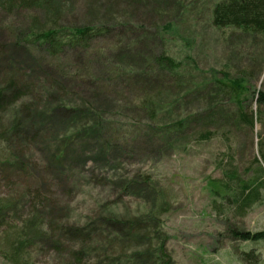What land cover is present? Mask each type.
<instances>
[{
  "label": "rangeland",
  "instance_id": "1",
  "mask_svg": "<svg viewBox=\"0 0 264 264\" xmlns=\"http://www.w3.org/2000/svg\"><path fill=\"white\" fill-rule=\"evenodd\" d=\"M219 1L0 0V86L25 87L0 113V201L15 205L0 228V264H10L3 235L34 216L50 239L25 251L28 264H64L81 242L59 228L109 215L157 225L173 264H242L243 251L264 264V238L234 235L264 232L262 170L255 180L264 170V36L214 27ZM80 28L92 36L56 55L35 38L55 31L66 42ZM250 113L253 127L242 120ZM15 117L24 135L2 140ZM231 173L258 188L241 213L228 201ZM91 240L83 247L102 248L103 238ZM108 257L124 264L119 252L84 259Z\"/></svg>",
  "mask_w": 264,
  "mask_h": 264
},
{
  "label": "trees",
  "instance_id": "2",
  "mask_svg": "<svg viewBox=\"0 0 264 264\" xmlns=\"http://www.w3.org/2000/svg\"><path fill=\"white\" fill-rule=\"evenodd\" d=\"M20 1L24 5L34 6L40 2H51L54 0ZM211 23L216 28L229 27L240 30L244 34L264 36V0H220L213 7ZM57 36L58 34L55 31H47L38 34L35 38L38 42L47 45L52 51V54L56 55L62 50L65 44L75 48L76 46H81L84 40L92 36V29H73L69 36V40L66 42H60ZM94 54L95 52H91V56ZM160 61L169 67H173L169 58L162 57L160 58ZM236 84L237 83L232 87L235 91H238L240 87ZM24 89V86L20 85L19 82L13 79L7 80L3 86H0V113L5 112L13 104L18 102L25 95ZM256 101L264 108V93L258 92ZM65 111L69 112L70 110ZM78 113V115L84 117L86 111L81 110ZM241 115L244 123L253 127V114ZM78 123L76 126L80 125V130H83L82 134L86 133L85 126L80 124V122ZM93 132L96 131H89V133ZM93 134L96 135V133ZM23 135L22 120L15 117L14 120H12L9 130H3L1 139L5 140L7 137H9V139H15ZM54 159L57 163L62 160L58 156H55ZM12 161L14 165H16L15 162H17V159L13 158ZM260 170L264 173L263 169H257V177L259 178L255 179L256 183L262 178ZM228 180L231 183L234 182V184H237L235 182L239 179L233 173ZM233 187H237V190L233 193V199H228V201L234 204L238 213H241L243 210L249 208L257 199L258 188L256 187V184L255 186L248 184H237L234 186L233 184H229L226 188L229 191H232ZM14 206L15 205L12 202L4 203L0 201V228L5 225V220H7L9 215L8 212L14 209ZM48 232L49 231L41 225L39 217L34 216L33 218L26 220L21 227L17 226L12 234L3 235L2 242L4 243L3 246L5 250H2V258L10 264H28V257H25L24 254L25 251L34 246L37 241L47 243L50 239ZM58 233L60 237H64L69 241L81 242V248L72 251L69 260L64 264H87L84 256H88L93 249L96 250L97 253L101 252L103 255L107 254V256L119 252L124 258H121V261L124 262V264H173L171 257L164 247L162 231L157 228V225L152 227L148 222L140 221V219L137 218L119 219L113 215H109L104 219H101L100 223H95L86 227L62 226L59 228ZM105 233L108 234L107 238L102 236L105 235ZM234 235L243 241H257L264 238V232L252 236L249 233H235ZM96 236L104 239L103 244L101 241L99 242L102 248H87L89 247L88 245L83 247V245L88 243H91L90 246H93L91 239ZM136 240L143 241L144 245L141 246L138 243H134ZM99 256L100 255L97 254L96 257ZM239 259L242 264H260L258 255L252 251H243ZM115 261L117 262L118 260L110 259L108 257L105 260L97 261L94 264H113Z\"/></svg>",
  "mask_w": 264,
  "mask_h": 264
}]
</instances>
